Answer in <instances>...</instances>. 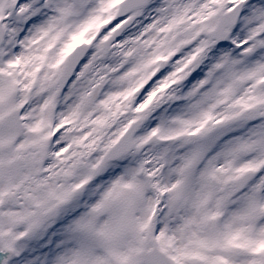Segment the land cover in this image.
<instances>
[{
  "label": "snow or ice",
  "instance_id": "6c2138e0",
  "mask_svg": "<svg viewBox=\"0 0 264 264\" xmlns=\"http://www.w3.org/2000/svg\"><path fill=\"white\" fill-rule=\"evenodd\" d=\"M0 264H264V0H0Z\"/></svg>",
  "mask_w": 264,
  "mask_h": 264
}]
</instances>
